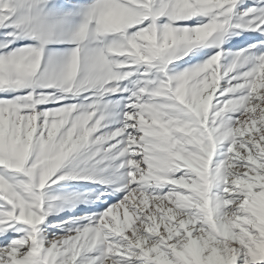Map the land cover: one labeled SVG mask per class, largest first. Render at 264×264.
I'll return each instance as SVG.
<instances>
[{
	"label": "snow or ice",
	"instance_id": "1",
	"mask_svg": "<svg viewBox=\"0 0 264 264\" xmlns=\"http://www.w3.org/2000/svg\"><path fill=\"white\" fill-rule=\"evenodd\" d=\"M0 264H264V0H0Z\"/></svg>",
	"mask_w": 264,
	"mask_h": 264
}]
</instances>
